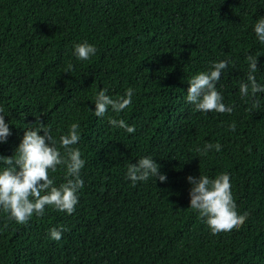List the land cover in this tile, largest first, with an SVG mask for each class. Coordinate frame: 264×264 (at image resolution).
I'll return each mask as SVG.
<instances>
[{
    "label": "trees",
    "instance_id": "16d2710c",
    "mask_svg": "<svg viewBox=\"0 0 264 264\" xmlns=\"http://www.w3.org/2000/svg\"><path fill=\"white\" fill-rule=\"evenodd\" d=\"M261 17L264 0H0V115L10 131L0 156L15 155L25 130L41 125L63 154L59 137L78 123L73 147L85 161L72 214L46 206L18 224L0 210V264H264V92L239 90L249 55L264 86V43L254 32ZM85 42L96 53L79 60L74 46ZM220 61L231 63L215 88L233 111H198L188 80ZM128 88L129 107L94 115L99 90L116 98ZM208 143L221 150L200 155ZM143 157L166 181L133 186L127 167ZM221 173L248 217L213 235L189 207L186 178ZM49 178L59 187L66 168ZM50 228L65 229L61 240Z\"/></svg>",
    "mask_w": 264,
    "mask_h": 264
},
{
    "label": "clouds",
    "instance_id": "9594fccd",
    "mask_svg": "<svg viewBox=\"0 0 264 264\" xmlns=\"http://www.w3.org/2000/svg\"><path fill=\"white\" fill-rule=\"evenodd\" d=\"M254 32L259 42L264 43V17H261L254 25ZM96 53V48L85 42L74 46V54L79 60H88ZM247 83L240 84L241 96H255L264 92V86L257 83L255 73L257 69V57L249 55ZM231 61L213 62L209 71L198 72L188 80L187 101L194 105L195 109L203 112L231 113L232 107L222 103V96L216 90V82ZM72 66L69 65V69ZM251 89V91H249ZM134 89L128 88L124 95L112 98L106 94V90H99L95 96L94 115L103 117L111 108L119 113L132 104ZM255 106H259L258 102ZM3 108H0V113ZM113 127L125 129L128 133H134V126H129L123 119H109ZM80 125L72 123L66 134L59 137V144L64 152L55 146L56 141L49 135V129L41 125L39 130L28 128L25 130L15 155L11 157L0 156V210L7 213L10 219L18 224H25L35 214L43 216L46 206H52L56 210L72 214L78 203V192L84 187L81 179V169L85 161L81 158L79 148H74L80 140ZM236 125H229L230 131H235ZM43 132V135L38 133ZM10 135L9 127L5 123L4 116L0 115V143L6 142ZM215 149L219 152V143H208L203 149L197 148L200 155ZM58 165L66 168V182L59 187L54 186L53 179L49 178V170L56 171ZM160 166L151 157H143L135 164L127 167V178L133 182L146 181L149 177L166 181V176L159 172ZM70 177V178H68ZM191 185L189 191V207L198 213L213 235L220 232H228L241 227L247 220L248 213L238 214L236 203L231 192L230 177L221 173L214 179L206 175L199 177L188 176ZM65 229L50 228L49 235L54 241L62 238Z\"/></svg>",
    "mask_w": 264,
    "mask_h": 264
}]
</instances>
